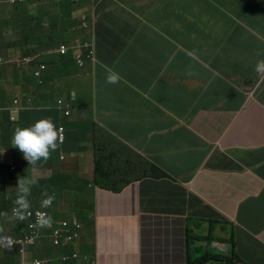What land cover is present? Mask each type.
I'll list each match as a JSON object with an SVG mask.
<instances>
[{"label": "clouds", "instance_id": "clouds-1", "mask_svg": "<svg viewBox=\"0 0 264 264\" xmlns=\"http://www.w3.org/2000/svg\"><path fill=\"white\" fill-rule=\"evenodd\" d=\"M114 2L119 1L0 0V17L4 9H13L17 18L0 26V166H6L4 176L0 177V206L5 208L0 214V258L4 253L14 254L18 264H49L58 252L78 250L81 224L70 215L65 217L54 211L51 195L38 200L55 178L54 171L40 178L35 172L44 167L24 165H35L47 159L52 150L59 149L62 162L65 158L81 160L82 174L89 179L95 176L96 161H102L99 174L110 189L105 192L119 195L133 187L138 189L136 211L144 215L145 221L139 222L138 227L137 264H264L262 81L231 99L225 107H215L218 104L212 92L203 85L195 98L194 82L189 76L180 75L179 84L176 82V76L181 74L177 58L181 62H185V56L194 58L186 41L194 33L204 34L205 22L198 20L207 11L206 5L218 9L223 26L210 40L233 43L238 48L245 44V51L250 38L262 42V36H247L240 29L234 10L244 15L248 9H257L249 15L262 21L264 0H168L166 10L182 11L184 18H193L203 27L193 29L191 34L178 32L175 18L156 10L167 0H124L119 3L131 9L120 6L118 11L110 7ZM188 3L199 5L193 8ZM91 4L96 7L91 8ZM145 10L147 24L141 23L143 34H139L130 18L138 22L136 13ZM152 14L166 16L164 26L181 36L154 26L148 20ZM122 21L133 28L131 34L137 41L115 40L120 55L106 62L97 38L104 35L107 43L113 41L115 33H124L127 38L128 33L119 28ZM152 34L159 38L152 36V40L143 42L145 36ZM181 39L185 41L180 42ZM199 39L191 40L192 45ZM150 42L155 47L151 48ZM144 43V54L138 57L139 45ZM261 50L264 53V48ZM136 59L139 64L132 63ZM153 59L159 65L148 72ZM246 60L255 65L254 71L261 73L260 77L264 74V55ZM167 63L168 68H164ZM64 67H72L73 72L68 73L67 69L64 84L51 88L59 77L58 70ZM100 70L110 73L103 82ZM166 75H172L170 80L164 79ZM44 89V104L40 106L37 90ZM189 94L195 99L193 110L174 119L173 100ZM8 99L11 104L2 102ZM139 102L148 105L144 114ZM190 115L198 117L194 124L206 121L189 131V148L202 153L190 172H184L179 163L164 161V156L175 154L163 151L164 147L144 150L138 145L139 130L147 131V136L153 138L151 122L166 126L170 118L176 122ZM260 122L263 128L259 130ZM119 145L130 148L133 157L115 169L111 153ZM4 153H9L10 158H4ZM155 167V173L160 171L166 177H151ZM173 172L174 182L167 178ZM183 174L189 178L182 179ZM215 174L216 185L222 192L220 203L209 201L210 181ZM146 184L151 187L149 196L143 192ZM160 187L165 194L157 192ZM4 196L9 199L6 205ZM95 217L105 224L102 236L121 219L116 214L96 213ZM5 220L10 224L4 226ZM188 230L195 237L191 256L184 250L187 241L182 240ZM50 244L57 251L43 254ZM213 249L218 252L217 257L209 260ZM180 254L184 257L180 258ZM99 258L97 250L96 258L92 257L89 264H102ZM60 260L58 264H72L70 256L64 255Z\"/></svg>", "mask_w": 264, "mask_h": 264}, {"label": "trees", "instance_id": "trees-1", "mask_svg": "<svg viewBox=\"0 0 264 264\" xmlns=\"http://www.w3.org/2000/svg\"><path fill=\"white\" fill-rule=\"evenodd\" d=\"M139 3L145 2L150 3L151 0H137ZM174 1V0H170ZM193 8H198L199 4L196 3H188ZM169 2L167 0L164 5L156 9L157 11L163 14H170L175 18L176 24L178 26V32H187L190 33L193 29H203L197 25L195 19H187L184 18L185 13L182 11L176 10H166V7L169 6ZM113 5H110L112 7ZM207 11L203 13L200 17L202 21L205 22L204 34L202 33H194L192 35V39L196 37H200L197 44L194 46L191 43V40L186 41V47L191 51V55L200 61L201 64L197 60L192 57L185 56L184 59V67H181V74L176 76V82L179 84L180 75L189 76L192 81H206L210 79L211 76L217 74L220 78L219 86L217 85V92L223 93V88L226 86H230L233 93L231 95V99L235 97H239L237 95L246 93L252 89L259 83L260 74L254 71L255 65L246 60L243 51L245 49V44L242 47H239L233 43L229 44L218 42L212 39L213 36L218 34V30L223 29V26L220 22L219 11L214 6H209ZM17 20L16 11L13 9H4L2 16L0 17V26H6L11 21ZM148 20L156 27H158L163 32L169 34H177L181 36L180 33L174 32L173 29L165 27L164 21L166 20V16L163 15H151L148 17ZM181 21V22H180ZM217 23V24H216ZM219 26V28H218ZM97 45L100 50L111 54L112 51L109 49V43H107L104 35H99L97 38ZM108 58H105L106 60ZM91 64L89 63V66ZM100 67V66H99ZM98 67V68H99ZM194 71L190 70L193 69ZM170 76L166 75L165 80H170ZM224 85V86H223ZM223 87V88H222ZM202 89V84L198 83L194 87L195 98L199 94ZM207 89L211 92V87L207 86ZM264 97V95H263ZM244 99V98H243ZM242 99V100H243ZM6 105L12 103L11 100H2ZM228 102L225 104V106ZM206 123V121L198 122L197 124H192L191 128L197 129L201 124ZM26 126V125H25ZM21 126V127H25ZM182 131V128L178 130ZM187 136L181 138V146L177 151V155L181 159L182 170L184 172H190L192 170V166L196 165V158L194 154L189 149V142L191 140L192 134H189V130L185 131ZM74 139L78 142L77 137ZM120 146V145H119ZM60 150L55 149L49 153L47 159H41L36 162L35 165L32 164H24L27 167L38 166L44 167L46 165L52 167L53 169H59L60 172L55 175L56 180H51L48 185V189L46 192L41 194L38 198L40 201L42 197L45 195H51L53 197V209L58 213L70 215V218L77 220L81 224V228L78 230L79 238H80V246L77 251L74 248L67 250L66 252H58L49 264H58L61 262L60 258L64 255L70 256V263L72 264H89L92 260L94 253L98 250L99 242L102 236V226L105 224L95 217V214H104L101 212L99 207L105 209L110 216L112 212L105 205V189L107 188L106 179L99 174V169H102V161H96V169L95 176L92 178H87L85 174L78 172L76 169L75 172H72L71 162L68 158H65L62 162L59 156ZM113 162L117 166L115 169H120L124 162L133 157V153L127 146H120L115 151H112ZM98 158V156H97ZM67 170H62L61 167H64ZM6 166H0V177H3L6 172ZM154 168L153 174H150L151 177L155 179H160L162 177H166V175L162 172L155 173ZM4 170V173H3ZM72 173V174H69ZM176 173V171H175ZM75 174V175H73ZM174 172L167 176L172 182H174ZM54 178V179H55ZM182 179H188L189 175L183 174L181 175ZM115 191H118L115 189ZM160 194H165L163 187H160L157 191ZM154 199V197H153ZM152 199V200H153ZM9 199L4 196V204H8ZM4 207L0 206V214L2 213ZM98 209V212H96ZM5 210V208H4ZM10 221L5 220L4 226L9 225ZM57 251L56 248L50 244L48 248L43 252L48 253L50 251ZM0 261H3L4 264H18L15 260L14 254H5L0 258ZM48 264V263H42Z\"/></svg>", "mask_w": 264, "mask_h": 264}, {"label": "crops", "instance_id": "crops-1", "mask_svg": "<svg viewBox=\"0 0 264 264\" xmlns=\"http://www.w3.org/2000/svg\"><path fill=\"white\" fill-rule=\"evenodd\" d=\"M254 10L257 9H248V12L241 17V22L239 23L240 29L244 30L248 35L261 34L262 36V44L264 46V14L262 13L263 20L259 21L258 19L252 17L249 14H252ZM122 32H126L131 34L133 32V28L129 26L126 21H122V25L119 26ZM219 28V26H218ZM238 39L236 40V42ZM150 47H155L152 42H150ZM103 59H106V62H111L114 58L111 54L104 53ZM178 63V68L181 72V67H184V62H181V58L178 57L176 60ZM191 70V69H190ZM107 72L99 71V77L103 82V79L107 80ZM172 77V75H169ZM149 78L151 76L149 75ZM166 88V85L163 86ZM208 97V96H202ZM195 103V99L189 94L186 97L175 98L172 102L174 108V119L177 117H184L186 114L193 110V105ZM139 108L141 112L144 114L147 110V103L139 102ZM172 117V116H171ZM161 120H165V118H161ZM152 128L155 131L153 138L147 136V131L139 130V138L138 145L141 146L144 150H157L164 147L163 151H169L175 153L174 155L164 156L163 160L169 162L170 164H183L179 156L177 155V151L181 146V141L176 144L179 145L178 148L166 149L165 145L168 142L174 143L178 139V130L176 128L175 132L172 133L170 131L171 124H177L170 118V125L168 123L165 125H160V122H151ZM263 128V122H260L258 125V129ZM161 132V133H160ZM187 136L186 133L183 134ZM152 136V134L150 135ZM160 143L159 145H156ZM190 149V148H189ZM194 154L197 160L202 156V153L198 150L190 149ZM218 180V174H215L210 181L209 187V201L212 203H220L222 201V192L221 189L216 185ZM138 189L133 187L128 189L122 194L115 195L110 192H105L106 202L105 205L112 212L111 214H116L120 216V222L112 228L108 233L101 236L99 242V256L100 262L102 264H137L136 263V248H137V236H138V227L139 222L143 223L145 221L144 215L141 213H137L136 211V198H137ZM143 192L145 196H149L151 192V187L149 184H146L143 188ZM101 212L104 214H108L105 209L99 207ZM183 254H180V258H183ZM93 258H96V252L93 255ZM179 258V257H178Z\"/></svg>", "mask_w": 264, "mask_h": 264}, {"label": "rangeland", "instance_id": "rangeland-1", "mask_svg": "<svg viewBox=\"0 0 264 264\" xmlns=\"http://www.w3.org/2000/svg\"><path fill=\"white\" fill-rule=\"evenodd\" d=\"M119 2H123L124 0H118ZM239 0H237L238 2ZM119 2H114L113 4V8H115L117 11H118V7L120 6H123L124 8H127V9H131V7L127 6L126 4L124 3H119ZM95 6V4H91V8L92 6ZM89 12H90V9H89ZM147 12V10L141 12V13H136V16L138 18V22L132 18H130L128 15H126L128 18H130V21H131V24L134 25L135 27H137L135 29V32L139 33V34H143V29L141 27V23L142 24H147L146 22V19H145V13ZM187 15H190L191 17H194V15L192 13H187ZM234 14L236 15V20L237 22H241V17L243 15H241L239 13V11H235L234 10ZM245 15V14H244ZM94 20H96V15H94ZM201 21V24L204 23V21H202L201 19L198 20V22L200 23ZM87 25H89V22L87 23ZM124 34V33H123ZM121 33H115L114 34V37H113V41H111L109 43V49L112 50V53L111 55L114 57L115 55H117L119 53V51L117 50L116 48V44H115V40H123V41H128V42H136V38H134V34H125L127 36V38ZM152 36L153 37H158L156 35H147L144 37L143 42H148L149 40H152ZM159 38V37H158ZM93 41H96V39L94 38ZM185 39H181L180 42H184ZM261 48H264L263 44L261 41H258V39L255 37V38H250V42H249V46L248 48L244 51V55L247 57L248 60H253V59H258L260 58L262 55H264V53H262V50ZM144 51H145V43L142 44V45H139V52H138V57H141L143 54H144ZM120 55V54H118ZM127 62L128 59H127ZM127 62L123 65H121L120 67L123 68L127 65ZM132 63L134 64H139L140 63V60L139 59H136L135 61H132ZM159 65V61L157 59H153V65L151 67H148V72L150 69H155L156 67L155 66H158ZM109 68H111V66H107ZM164 68H168V63L164 66ZM68 69V73H72L73 72V68L72 67H64V68H61L58 70V74H59V77L55 80V82L52 83L51 85V88H56L57 86L59 85H62L64 84V79H65V73H66V70ZM90 70L88 69L87 72H89ZM107 74L109 75L110 73L107 72ZM161 72L157 73L156 76L160 75ZM92 75L94 76V73H92ZM220 77L215 74L213 76L210 77V79L206 80V81H199L198 83H201L203 86H209L211 87V90L213 91L212 92V96H213V99L215 100V102L218 104L217 106L215 107H225V104L227 102L230 101V98H231V95L233 93V90H231V87L230 86H226L225 85V88L224 89L223 87V93H219L217 92V88L216 87L217 85L219 86V79ZM264 74L261 75L260 77V81L261 82V88L264 90ZM221 79V78H220ZM219 79V80H220ZM192 81V79H191ZM194 83L192 84V87H195L198 83L193 81ZM87 83H90V79L87 80ZM224 86V85H223ZM70 90H73V88H69ZM45 92L46 90H42V91H39L37 90V103L41 106L43 105V99H44V96H45ZM198 119V117L196 115H190L189 117H185L183 119H178L176 120L177 124H172L170 125V129L172 131L176 130L177 127H181L182 128V131H180V133L178 134V139L176 140V142L174 143H171V142H168L166 143L165 145V148L166 149H173V148H178L179 145H176L180 142L181 138L183 137V134L185 133V131L189 130L191 131L192 128H191V125ZM160 143H157L156 145H159ZM4 158L6 159H9L10 158V154L9 153H4ZM68 160H70L71 162V169H72V172H75L76 169H78V172L80 173H83L84 172V167H83V163L81 160L79 159H70L68 158ZM48 166V165H47ZM44 166V168L42 170H36L35 172V175L36 176H39L40 178L41 177H48L50 176L51 174V170L54 171L55 175H57L60 170L58 169H53L52 167L50 166ZM62 170H66L65 169V166L64 167H61ZM67 171V170H66ZM69 174H72V173H69ZM75 175V174H73ZM1 180V178H0ZM53 180H56L53 179ZM65 217H69V214L66 213L65 214ZM164 220V219H163ZM195 237L194 235L190 232V230L184 232L183 236H182V240H186L187 241V246L184 247V250L187 252V254L189 256H191L192 254V242L194 241ZM208 246L209 248H211V242H208ZM213 253V254H212ZM212 253L209 254V257L208 259L209 260H212L214 257H217V254L218 253L215 249L212 250ZM255 258H250V260H253Z\"/></svg>", "mask_w": 264, "mask_h": 264}]
</instances>
